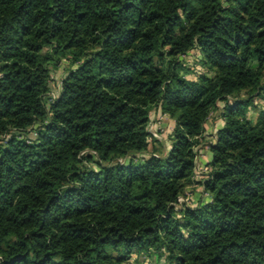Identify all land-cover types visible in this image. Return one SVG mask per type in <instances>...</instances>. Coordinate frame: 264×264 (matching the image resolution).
<instances>
[{
	"label": "trees",
	"instance_id": "1",
	"mask_svg": "<svg viewBox=\"0 0 264 264\" xmlns=\"http://www.w3.org/2000/svg\"><path fill=\"white\" fill-rule=\"evenodd\" d=\"M149 255L264 264V0H0V264Z\"/></svg>",
	"mask_w": 264,
	"mask_h": 264
},
{
	"label": "rangeland",
	"instance_id": "2",
	"mask_svg": "<svg viewBox=\"0 0 264 264\" xmlns=\"http://www.w3.org/2000/svg\"><path fill=\"white\" fill-rule=\"evenodd\" d=\"M199 57L196 55V53H192L191 56L189 58L186 59L185 61V65L190 68L191 70L195 71L196 73L195 74H202V73H206L207 75H210L208 74L204 69H202V67H200L199 65ZM68 67V63L66 61H63L62 62V65L61 67L58 69V71L56 73H53L51 75V86H52V91L55 92L57 89H58V83L60 81V78L61 76L63 75V73L65 72V68ZM187 77L189 78H194V75H188ZM256 105L257 107H260L262 106V101L260 100H257L256 101ZM249 118L251 120H255L256 119V116H257V112L256 111H250L249 112ZM155 116L158 118V114H156L155 112ZM154 116V117H155ZM153 117V120L155 121L156 118ZM160 118V117H159ZM166 122H163L165 123V126L162 128V130H159V131H155L159 136H160V139L163 140V141H167V137H168V134L172 131L173 128H170L169 127V121L168 120H165ZM173 123V122H172ZM208 124V125H207ZM206 126H210L211 127V134H209V137H207V141L210 142V143H213V131L214 129H216V125H220V122L218 121V118H217V115L214 114L210 117V119L208 120ZM208 131V130H207ZM150 132H154L153 130H150ZM154 132V133H155ZM210 133V132H208ZM168 144V142H167ZM167 144L165 143L166 145V148H167ZM197 152H200L202 153L203 152V155H204V158L200 161V165H199V169H200V176L202 178H204L207 174V169L205 168V163L206 161L208 160L209 158V152H208V148L207 146L203 147V146H200V147H197L196 148ZM203 170V171H202ZM198 187L195 188V190L197 189ZM201 190V189H200ZM187 193H190L191 194V198H190V205L189 206H193L192 204V197L194 196V192H187ZM145 257V258H144ZM142 256V258H136V260H134L135 262H138L137 264H167L165 263V260L163 258H157L155 255H149V256Z\"/></svg>",
	"mask_w": 264,
	"mask_h": 264
},
{
	"label": "crops",
	"instance_id": "3",
	"mask_svg": "<svg viewBox=\"0 0 264 264\" xmlns=\"http://www.w3.org/2000/svg\"><path fill=\"white\" fill-rule=\"evenodd\" d=\"M157 114V113H156ZM159 115V114H158ZM155 112L154 113H152V115H151V118H150V124L152 125V130L155 132V131H159V130H162V128L165 126V123L164 122H166L165 120H168L169 121V127L170 128H173V121L172 120H170L167 116H165V115H160V116H158V118L155 116ZM153 117L154 118H156L155 119V121L153 120ZM160 117V118H159ZM163 120H164V122H163ZM208 125V124H207ZM221 122H220V125H216V129H218V128H220L221 127ZM159 129V130H158ZM216 129H214V133H215V130ZM208 130V131H207ZM211 127L210 126H206V133H205V135L208 137L209 136V134H211ZM153 132V133H154ZM208 132H210V133H208ZM213 133V134H214ZM155 135H157V136H159L156 132L154 133ZM153 137V136H152ZM153 138H155V137H153ZM158 139V138H157ZM159 139H160V136H159ZM213 139V138H212ZM166 143V142H165ZM209 158H210V155H209ZM209 158H208V160H209ZM208 160L206 161V163L208 162ZM201 188H197L195 191H194V196H193V198H192V204H193V206H195L196 205V203H198L199 201H203L204 200V198H203V195H202V193H201V190H200ZM136 256L135 257H133L132 259H131V262L132 261H134V260H136Z\"/></svg>",
	"mask_w": 264,
	"mask_h": 264
},
{
	"label": "built area",
	"instance_id": "4",
	"mask_svg": "<svg viewBox=\"0 0 264 264\" xmlns=\"http://www.w3.org/2000/svg\"><path fill=\"white\" fill-rule=\"evenodd\" d=\"M52 97H54V95H52ZM147 129H148V132L151 134V136L159 139V136H157L154 133L150 132V130H152V125L150 124V122H149V124L147 126ZM203 158H204L203 152L200 153V152H197V150H196V160H195V171H196L195 172L196 173L195 177H196V179H200L201 172H200V169H199V165H200L199 163H200V161ZM190 198H191V194L190 193H186V196L184 198L183 197H179L177 202H178L179 205L180 204H186V205L189 206L190 205Z\"/></svg>",
	"mask_w": 264,
	"mask_h": 264
}]
</instances>
